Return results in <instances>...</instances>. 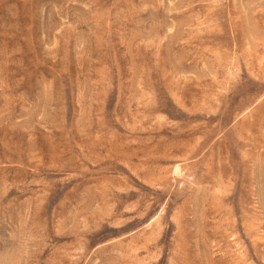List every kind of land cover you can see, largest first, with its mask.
I'll return each mask as SVG.
<instances>
[{
	"label": "rangeland",
	"instance_id": "obj_1",
	"mask_svg": "<svg viewBox=\"0 0 264 264\" xmlns=\"http://www.w3.org/2000/svg\"><path fill=\"white\" fill-rule=\"evenodd\" d=\"M0 264H264V0H0Z\"/></svg>",
	"mask_w": 264,
	"mask_h": 264
}]
</instances>
